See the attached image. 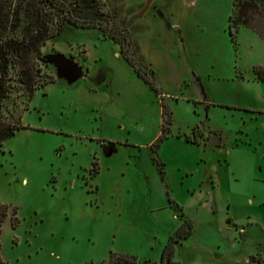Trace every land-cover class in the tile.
Segmentation results:
<instances>
[{"label":"rangeland","instance_id":"rangeland-1","mask_svg":"<svg viewBox=\"0 0 264 264\" xmlns=\"http://www.w3.org/2000/svg\"><path fill=\"white\" fill-rule=\"evenodd\" d=\"M100 1L76 15L128 28L157 90L98 28L65 23L47 40L40 64L54 80L16 98L22 127L0 145V259L158 264L183 210L193 227L174 264H260L264 41L242 25L231 39L234 0ZM163 104L172 123L157 142ZM248 215L240 229L233 219Z\"/></svg>","mask_w":264,"mask_h":264},{"label":"trees","instance_id":"trees-1","mask_svg":"<svg viewBox=\"0 0 264 264\" xmlns=\"http://www.w3.org/2000/svg\"><path fill=\"white\" fill-rule=\"evenodd\" d=\"M102 4L100 0H0V145L22 127L16 98L21 97L28 101L38 87L54 80L40 64L43 60L42 48L47 40L57 35L65 23L95 27L111 37L119 44L120 53L135 73L157 90L152 80L153 70H143L144 60L133 55L134 43L128 28L108 27L101 21L81 19L75 13L76 9L98 8ZM240 25L251 29L264 41V0L233 1V8L228 16L231 39H235L237 27ZM253 70L255 79L264 81V65L254 67ZM12 93H15V99L9 108L5 100ZM171 123V110L168 105L163 104L161 135L157 142L170 132ZM185 138L190 142H197L189 134ZM5 216L6 207L0 205V226ZM180 217L181 223L165 243L158 264H174L175 246L192 233V220L183 210ZM135 261L132 256L112 253L107 260L89 264H135ZM0 264L5 262L0 259ZM260 264H264V260Z\"/></svg>","mask_w":264,"mask_h":264},{"label":"crops","instance_id":"crops-1","mask_svg":"<svg viewBox=\"0 0 264 264\" xmlns=\"http://www.w3.org/2000/svg\"><path fill=\"white\" fill-rule=\"evenodd\" d=\"M247 107V106H246ZM248 108V107H247ZM251 110H259V109H256V108H252V107H249ZM249 113L250 114H252V113H254L253 111H249ZM254 114H257V113H254ZM241 133H243L242 131H240ZM244 134V133H243ZM244 137V135H242V136H240V138H241V140H243L242 138ZM239 138V137H238ZM238 138H236V141H237V139ZM237 143V142H236ZM220 150H222V148L220 149ZM219 150V151H220ZM228 151H229V149L228 148H226V149H224V152H225V155H228L227 153H228ZM227 161H228V156H227ZM225 166V165H224ZM234 220V222H236L238 225H239V227H240V229H245V225H247V224H249L250 222H254L253 221V217L251 216V215H248V216H245V217H241L240 219H233Z\"/></svg>","mask_w":264,"mask_h":264}]
</instances>
